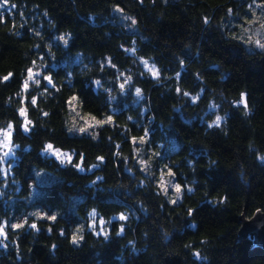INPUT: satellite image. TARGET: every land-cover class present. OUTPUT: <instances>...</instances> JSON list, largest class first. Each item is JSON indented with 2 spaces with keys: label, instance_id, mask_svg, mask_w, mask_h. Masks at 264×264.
Listing matches in <instances>:
<instances>
[{
  "label": "trees",
  "instance_id": "obj_1",
  "mask_svg": "<svg viewBox=\"0 0 264 264\" xmlns=\"http://www.w3.org/2000/svg\"><path fill=\"white\" fill-rule=\"evenodd\" d=\"M262 4L8 0L0 132L11 125L16 148H0V264H264V244L240 233L264 210V49L243 39ZM74 94L111 122L70 130ZM163 168L179 196L161 187Z\"/></svg>",
  "mask_w": 264,
  "mask_h": 264
},
{
  "label": "rangeland",
  "instance_id": "obj_2",
  "mask_svg": "<svg viewBox=\"0 0 264 264\" xmlns=\"http://www.w3.org/2000/svg\"><path fill=\"white\" fill-rule=\"evenodd\" d=\"M253 13L256 15H254L255 17H250L251 20L256 19L257 16H263V13L261 11H253ZM262 13V14H261ZM249 18V17H248ZM246 30V29H244ZM246 33L243 34V39L245 41L246 44L249 45V48L252 49H262L256 46V44L254 42H249V38L252 39V41H255L256 39H260L261 42H264V29L258 28L254 31L248 29V31H245ZM147 61V60H146ZM145 65V63H144ZM154 66V68L158 71L157 67L155 65H153L151 62L147 61V69H150ZM32 76H34V72L32 73ZM75 97L76 99L73 100L72 98ZM73 101V102H72ZM70 102L71 104V111H69L68 116H67V125L70 128V130H73V128H84L86 131H89L90 127H95L99 124H103V123H97V121H107L108 117L112 118V115H104V116H98L95 115L91 112L88 111H83L81 106H80V102H79V97L77 94H74L70 97ZM8 130V128L2 130L6 131ZM0 139H3V136L0 135ZM15 148H16V144H14L13 139H12V131H11V142L9 145V148H2L3 152H9L8 156H5V158H9L10 156L14 155L15 152ZM10 149V151H9ZM53 149H58L61 153H67L72 157V153L69 151H65L56 147H53ZM140 152H139V157L142 159L143 164H147L148 160L145 159L144 156V151L142 149V147H140ZM62 159V158H61ZM162 174L160 175V185L162 187V183L165 185V187L167 188V191H170L171 194H174L175 196H179V194L174 190V183L172 180V176L168 175L169 170L166 168L162 169ZM164 190V188H163ZM166 191V192H167ZM168 193V192H167ZM101 221H103V223H101ZM94 225V226H93ZM89 226L96 229L99 232H105L106 231V219L100 215H98L96 213L95 218H93L91 216V218L89 219Z\"/></svg>",
  "mask_w": 264,
  "mask_h": 264
},
{
  "label": "snow or ice",
  "instance_id": "obj_3",
  "mask_svg": "<svg viewBox=\"0 0 264 264\" xmlns=\"http://www.w3.org/2000/svg\"><path fill=\"white\" fill-rule=\"evenodd\" d=\"M253 3L255 4V0H253ZM7 4H8V0H2V2H0V9L4 8L5 5H7ZM257 6L258 7H261L262 9H264V4L257 5ZM12 7L14 8L15 5L13 4ZM249 8L251 9L252 8V5H249ZM2 17H3V12H0V20H2ZM132 22L134 24L135 23V20H133ZM253 22L254 21H249V23H253ZM260 27H261V29H264V23H261L260 24ZM61 39H63V37H61ZM249 42L250 43L251 42H254L257 47L264 49V42H261L260 39H256L255 41H252V39L249 38ZM144 63H145V66L147 67V61H144ZM149 70L152 72V74L154 76H157L158 75V71L154 68V66L152 68H150ZM28 72H29V79H32V70L29 69ZM9 75H11V74H9ZM45 78L48 79L49 83H51V78L50 77H45ZM4 79L7 80L8 77H4ZM97 83H99V81H97ZM27 86H28V84H27V81H26L24 87L27 88ZM121 88H123V85H121ZM136 92H137V96H139L140 95V89H137ZM185 95H187V93H185ZM72 99L75 100L76 98L73 97ZM193 100H195V98H193ZM32 103L33 104L36 103L35 98L32 100ZM21 114L22 115H25V110L24 109H21ZM220 120H221V117H217V120H216L215 123L218 125L219 122H220ZM106 122H111V117H108L107 118V121H97V123H106ZM28 124H30V121H26L25 122V125H24V131L25 132H27L29 130L28 129ZM80 131L83 132V131H85V129L84 128H80ZM0 135L3 136V139H0V148H9V145H10V142H11V125L8 126V130L3 131V132H0ZM134 140H135V138H134ZM140 142L141 143L144 142V138L143 137L140 138ZM9 151H10V149H9ZM45 152H51L52 154L56 155L57 158H62L61 159V162L62 163H64V162H71V156L69 154H67V153H61L58 149H53V145H51V144H49V145L46 146ZM8 155H9V152H4V156H8ZM98 159L102 161L103 160V157H98ZM81 160H83V157H81ZM75 167H77L78 169H80L81 171H83V168L81 167L80 164H76ZM93 167H96V165H93ZM168 175H173V173L171 172L170 169H169ZM174 187H175V191L179 194L181 192V186L179 184H176V185H174ZM162 188H164V191L165 192L167 191V188L165 187V185L163 183H162ZM173 203H175V201H173ZM34 215H37L38 217L40 216L39 213H35ZM90 215L93 218H95L96 212L93 211L92 213H90ZM189 215H191V210H189ZM46 218L47 219H50V220H55L56 219L55 216H48ZM119 219L123 220V219H126V217L123 214H121V216L119 217ZM24 223H27V221H25ZM101 223H103V221H101ZM23 226H24V224H14V225H11V227H13V228H21ZM29 227H31L32 229H37V225L35 223H32L31 225H29ZM121 231H123V228H121ZM0 236L6 238V233H5V227H4V225H0ZM82 238H83L82 236H76V235H74L73 236V243H77L78 240L79 239H82Z\"/></svg>",
  "mask_w": 264,
  "mask_h": 264
},
{
  "label": "water",
  "instance_id": "obj_4",
  "mask_svg": "<svg viewBox=\"0 0 264 264\" xmlns=\"http://www.w3.org/2000/svg\"><path fill=\"white\" fill-rule=\"evenodd\" d=\"M242 221L241 237L250 235L256 237L260 243L264 244V210L256 213L250 219L243 216Z\"/></svg>",
  "mask_w": 264,
  "mask_h": 264
}]
</instances>
